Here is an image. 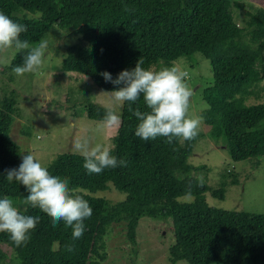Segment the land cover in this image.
Instances as JSON below:
<instances>
[{"label":"trees","instance_id":"16d2710c","mask_svg":"<svg viewBox=\"0 0 264 264\" xmlns=\"http://www.w3.org/2000/svg\"><path fill=\"white\" fill-rule=\"evenodd\" d=\"M233 4L241 6L231 0H0V12L26 25L20 39L31 44L52 28L78 36L85 44L66 45L61 68L86 75L105 90L122 85L106 82L104 72L116 79L121 71L134 69L139 59L143 68L158 71L159 59L184 58L193 64L195 53H200L212 73V81L201 89L208 105L203 120L210 137L227 147L232 160L241 161L264 155V101L245 104L264 80V5L246 12L240 26ZM23 55L17 51L8 68L20 65ZM14 93L0 98V198H11L24 214L40 220L21 247L8 233H0V244L10 249L7 253L0 248V264H99L114 223H124L135 253L136 229L143 217L172 224L171 264H264V213L210 205L205 192L222 199L225 189L222 183L210 190L194 175L201 166L189 163L188 157L198 135L183 143L177 138L169 144L164 137L144 141L135 136L139 121L127 102L118 112L121 122L113 135V156L127 160L126 167L88 174L83 157L74 152L59 153L46 166L50 174L67 178L69 187L92 208L81 238L74 240L62 221L54 228L47 214L21 203L28 194L25 187L6 180V170L17 168L19 157L9 135ZM136 107L149 111L142 97ZM108 108L88 102L85 115L103 121ZM109 187L123 193V199L113 202L97 194ZM185 195L192 200H178Z\"/></svg>","mask_w":264,"mask_h":264},{"label":"rangeland","instance_id":"374dc122","mask_svg":"<svg viewBox=\"0 0 264 264\" xmlns=\"http://www.w3.org/2000/svg\"><path fill=\"white\" fill-rule=\"evenodd\" d=\"M231 1L241 3V6L235 4L232 6L234 20L240 26L247 18L246 12L264 5V0ZM42 40L48 41V48L42 66L35 73L16 76L12 69L8 68L17 52L15 47L1 50L0 53V98L10 90L15 92L13 123L9 135L19 148L17 168L22 163V156L28 152L32 153L44 167L59 153H78L73 149V142L78 138H88L93 145L100 143L108 147L110 154L113 155L115 149L113 135L118 125L104 128L102 121L90 119L85 115V106L88 102L114 107L109 96L105 94L111 90L98 87L86 75L64 71L61 68L66 45L72 43L84 45L85 42L78 36H67L64 30L58 28L49 30ZM157 66L159 69L176 66L188 73L186 83L192 92L189 115L202 117L188 162L194 166H201L194 175L202 177L210 190L218 188L222 183L225 189L222 199L206 191L207 202L219 208L264 213V155L241 161L232 160L227 147L210 137L209 125L203 120L208 105L201 99V89L212 81L209 60L200 53H195L193 64L184 58L174 62L159 59ZM261 101H264V80L256 86L252 95L245 98V104ZM180 142L183 143L182 140ZM97 194L113 202L124 197L123 193L117 192L113 187ZM178 200L191 201L192 196H181ZM136 234L134 253L133 245L126 237L124 223L112 224L105 236L106 256L99 264H171L168 252L169 246L173 243L171 223L165 224L160 220L143 217L139 220ZM0 248L7 253L10 252L6 245L0 244ZM175 264L188 262L179 260Z\"/></svg>","mask_w":264,"mask_h":264},{"label":"clouds","instance_id":"9594fccd","mask_svg":"<svg viewBox=\"0 0 264 264\" xmlns=\"http://www.w3.org/2000/svg\"><path fill=\"white\" fill-rule=\"evenodd\" d=\"M26 31V25L19 24L0 12V50L15 47L18 52L24 53L22 63L12 69L16 76L37 72L48 48L47 40H41L37 44L21 40V33ZM142 64L143 61L139 59L134 69L121 71L116 79H112L108 72L101 74L106 82L122 85L118 90L105 93L114 107L106 110L102 126L111 128L118 125L121 122L118 109L127 102L128 111L139 121L135 129L136 137L144 141L164 137L169 144L177 138L182 141L195 139L202 117L189 115L192 92L186 83L188 73L176 66L153 71L143 68ZM141 97L149 109L147 112H142L139 107L133 108ZM73 149L83 157V167L88 174H101L105 169L127 166V160H118L110 154L108 147L100 143L93 145L88 138L76 139ZM6 180L22 184L28 194L21 203L47 214L54 228L62 221L66 228H71L74 240L83 236L84 221L91 217L92 208L87 200L69 187L67 178L50 174L28 152L22 156V163L18 168L6 170ZM199 182L203 185L202 177ZM39 220V216L24 214L11 198H0V233H8L16 247L27 243L30 232L35 229ZM67 250L73 249L68 246Z\"/></svg>","mask_w":264,"mask_h":264}]
</instances>
